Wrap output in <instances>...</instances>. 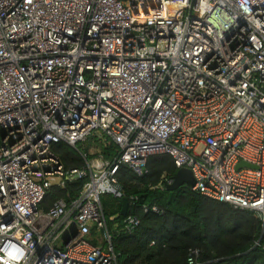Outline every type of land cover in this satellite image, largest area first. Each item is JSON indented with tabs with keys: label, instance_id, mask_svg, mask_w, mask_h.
<instances>
[{
	"label": "built area",
	"instance_id": "built-area-1",
	"mask_svg": "<svg viewBox=\"0 0 264 264\" xmlns=\"http://www.w3.org/2000/svg\"><path fill=\"white\" fill-rule=\"evenodd\" d=\"M0 129V264H119L101 197L123 199L120 168L144 177L155 155L263 220L264 0H0ZM93 136L112 160L66 172L54 147Z\"/></svg>",
	"mask_w": 264,
	"mask_h": 264
},
{
	"label": "trees",
	"instance_id": "trees-1",
	"mask_svg": "<svg viewBox=\"0 0 264 264\" xmlns=\"http://www.w3.org/2000/svg\"><path fill=\"white\" fill-rule=\"evenodd\" d=\"M1 137L0 129V142ZM54 151L64 170L70 172L85 168L86 161L98 155L112 160L117 147L95 136L76 148L60 143ZM148 170L146 176L137 177L122 166L117 174L119 187L129 201L128 215L140 219L132 233L126 231L124 217L115 218L123 208V199L101 197L119 264H188L193 250L199 252L196 264H264V221L257 213L211 200L193 192L190 185L174 191L170 200L167 185L179 169L169 155L150 157ZM87 181L71 180L64 188L52 187L40 210L47 212L59 200H76ZM146 204L158 205L164 214H145ZM95 234L93 231L92 237Z\"/></svg>",
	"mask_w": 264,
	"mask_h": 264
},
{
	"label": "water",
	"instance_id": "water-1",
	"mask_svg": "<svg viewBox=\"0 0 264 264\" xmlns=\"http://www.w3.org/2000/svg\"><path fill=\"white\" fill-rule=\"evenodd\" d=\"M2 137L4 135L2 134ZM243 166L249 167L245 163H241L238 165L237 169L242 168ZM193 183V174L189 169L182 168L179 169L177 174L172 179V182L167 185V190L170 192V200L172 199L174 191L177 189L186 186V185H192ZM129 210V201L127 198H123V208L119 215H117L115 218L125 217L128 214ZM264 221V219H263Z\"/></svg>",
	"mask_w": 264,
	"mask_h": 264
},
{
	"label": "rangeland",
	"instance_id": "rangeland-1",
	"mask_svg": "<svg viewBox=\"0 0 264 264\" xmlns=\"http://www.w3.org/2000/svg\"><path fill=\"white\" fill-rule=\"evenodd\" d=\"M94 137V136H93ZM90 138H92V137H90ZM86 142V141H85ZM84 143V142H83ZM91 154H94L96 151L94 150V149H92L91 151Z\"/></svg>",
	"mask_w": 264,
	"mask_h": 264
}]
</instances>
